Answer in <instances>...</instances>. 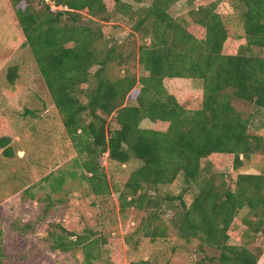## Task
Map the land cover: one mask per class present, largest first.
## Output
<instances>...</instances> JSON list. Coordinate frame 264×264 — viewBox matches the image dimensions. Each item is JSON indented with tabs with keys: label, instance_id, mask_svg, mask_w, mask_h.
Masks as SVG:
<instances>
[{
	"label": "trees",
	"instance_id": "obj_1",
	"mask_svg": "<svg viewBox=\"0 0 264 264\" xmlns=\"http://www.w3.org/2000/svg\"><path fill=\"white\" fill-rule=\"evenodd\" d=\"M53 1L66 9L52 10L39 0L12 5L76 149L81 180L97 197L110 194L103 157L119 165L136 162L119 189V205L123 213H145V237H166L168 227L186 242L197 241L199 252H217L208 257L215 264H258L264 173L219 170L228 163L241 169L255 153L264 154V136L233 105L240 99L264 111V57L255 53L264 48V0H187L179 16L173 13L178 0ZM223 2L231 12H219ZM83 11L105 22L120 20L131 29L130 38L107 37L84 22ZM233 35L240 42L226 52ZM106 39L101 49L97 43ZM16 71L9 69L11 84ZM167 79L199 80L202 92L180 101ZM130 95L134 104H127ZM144 120L156 127L142 128ZM0 148L13 155L6 137ZM177 180L174 193L169 186ZM64 183L65 176L55 177L52 191ZM51 226L50 251L80 248L86 264H119L102 237ZM30 228L19 224L23 232Z\"/></svg>",
	"mask_w": 264,
	"mask_h": 264
},
{
	"label": "rangeland",
	"instance_id": "obj_2",
	"mask_svg": "<svg viewBox=\"0 0 264 264\" xmlns=\"http://www.w3.org/2000/svg\"><path fill=\"white\" fill-rule=\"evenodd\" d=\"M186 4L187 0H178L173 6L174 15L185 13ZM218 10L223 14L232 11L228 2L221 3ZM82 14L86 24L101 27L108 33L107 37L111 34L118 42L130 38L131 29L120 20L105 22L89 17L86 11ZM107 39L97 43L101 49ZM239 42L238 36L233 35L225 51L232 52ZM255 53L264 57V48H256ZM12 68L17 69L13 84L7 77ZM165 85L180 101L189 94L202 92V82L195 79H167ZM127 104H134L132 95L128 96ZM233 105L264 136V111L257 112L251 103L240 99H234ZM141 127L156 125L144 120ZM1 137L9 140L13 151L8 158L0 148L1 264H86L80 248L67 253L50 251L47 231L57 223L77 235L102 237L107 241L105 248L120 258L119 264H215L208 257L217 252L211 249H207V254L199 252L197 241L181 239L167 227L165 220L162 227H167V236L152 240L140 230L145 213L133 208L121 212L119 189L138 166L136 162L119 165L103 157L101 164L107 174L110 194L97 197L81 180L80 168L75 163L76 149L26 44L12 0H0ZM219 171L229 175L264 173V154L255 153L241 169L236 170L228 163ZM58 176H65V183L54 192L50 183ZM178 186L179 180L169 190L177 193ZM24 223L30 224V230L19 229V224ZM256 244L262 249L258 264H264V236ZM95 264L100 263L95 261Z\"/></svg>",
	"mask_w": 264,
	"mask_h": 264
},
{
	"label": "built area",
	"instance_id": "obj_3",
	"mask_svg": "<svg viewBox=\"0 0 264 264\" xmlns=\"http://www.w3.org/2000/svg\"><path fill=\"white\" fill-rule=\"evenodd\" d=\"M49 5L52 10H61L66 9V7L58 6L53 0H39Z\"/></svg>",
	"mask_w": 264,
	"mask_h": 264
}]
</instances>
